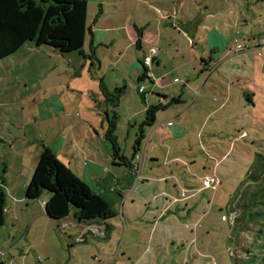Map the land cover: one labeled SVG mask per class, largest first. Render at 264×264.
I'll list each match as a JSON object with an SVG mask.
<instances>
[{
  "label": "rangeland",
  "instance_id": "rangeland-1",
  "mask_svg": "<svg viewBox=\"0 0 264 264\" xmlns=\"http://www.w3.org/2000/svg\"><path fill=\"white\" fill-rule=\"evenodd\" d=\"M146 1L149 0H141ZM153 1L156 9L161 11H167L166 8L175 1L189 6L195 3V0ZM196 1L203 2V12L212 8L213 11L219 10V21L215 17L204 21L202 37L193 41V47L184 37L179 40L181 52L173 49L170 58L165 60L168 67L166 79L178 77L180 80L183 76L194 79L200 75L199 68L205 62L214 64L215 69L209 76L204 66L200 80L192 81L193 95L200 91L204 79L211 77L214 83L210 84L216 94L203 92L202 98L211 95L214 100H219V105L225 101L230 107L212 116H208L205 109L201 114L190 111L181 120L186 132L172 137L166 145L159 141L157 135L161 131L157 130L153 141L148 142L156 126L151 127V133L146 131L138 158L132 160L135 168L139 166L134 173V184L132 182L124 196L114 192L116 205L109 200L116 216L108 222L113 228L106 234L108 238L112 235L113 243L107 250L115 249V252L122 246L123 252L128 249L129 256L132 254L139 259L136 264L263 263L264 248L259 237L264 231L261 206L264 191L258 186H264V0ZM92 2L94 0H87L89 24L99 8ZM123 3L129 6L133 1L123 0ZM214 32L223 34L228 48L224 49L225 44L215 38ZM214 47L218 48L211 61ZM99 53L112 60L110 55H105L104 49L100 48ZM77 54L61 55L48 47L27 43L14 55L0 61V187L7 195L5 223L0 227V264L2 261L3 264H57V261L64 260L66 264H101L98 248L107 242L106 239L87 234L86 239L81 240L87 232L85 225L67 226L62 232L55 222L45 217L43 201L48 198L47 192L36 201L27 202L25 199L27 184L43 150L42 143L51 145L58 127H74L75 138H78L79 128L83 126L82 117H77L76 111L68 112L67 117L56 107L57 95L61 101L67 99L62 102L65 105L71 101L80 102L81 99L88 101L87 91L89 85L94 84L95 76L89 71L90 65L83 67L79 64L81 59ZM216 59L223 64H216ZM129 61L127 58L124 64L128 66ZM182 61L183 64L196 63V68L191 67L186 72ZM175 68L178 70L175 71ZM159 69L163 73L162 66ZM171 71L174 76L170 77L168 72ZM100 76L108 84L113 78H120L108 64L100 70ZM130 77L128 86H120L124 89L120 107L109 105L110 118L116 115V136L121 152L129 158L139 127L134 124H142L145 108L150 105L148 99H152L155 105L160 99L157 89L161 90V86H153L148 80L138 82L136 74L133 79ZM183 82L180 80L176 86L172 84V91L181 94ZM140 87L146 89L145 103L139 94ZM80 108L86 111L83 104ZM159 119L162 121L164 118ZM199 120H203L202 126ZM62 137L68 142L71 137L74 138L72 133H63ZM212 137L214 144H207ZM189 144L195 145L194 148ZM64 157L62 154L63 160L68 163ZM78 167L81 169V164ZM76 171L73 166V172L77 174ZM205 176L217 179L219 184L198 191ZM160 178L163 180L159 181ZM82 181L102 196L104 190L110 191L114 187L110 181L100 184L83 178ZM255 191L258 196L256 201L262 202L261 205L250 211L244 210L242 204ZM185 193L187 196L194 195L185 202L190 209L187 215L183 211L179 213L174 205L168 208L170 199ZM122 198L123 203L125 201L126 222L122 217L123 204L120 208ZM163 208L168 209L160 216ZM231 209H236L241 225H232ZM245 217L251 222L249 230L242 228ZM154 221L159 223L155 228ZM69 222H74L73 212L61 223ZM98 225L99 222L90 224L96 228ZM131 236L138 241L128 246ZM158 238L162 242L159 249L156 247L160 243Z\"/></svg>",
  "mask_w": 264,
  "mask_h": 264
},
{
  "label": "crops",
  "instance_id": "crops-1",
  "mask_svg": "<svg viewBox=\"0 0 264 264\" xmlns=\"http://www.w3.org/2000/svg\"><path fill=\"white\" fill-rule=\"evenodd\" d=\"M132 1L133 4L131 3L129 6L128 4H124L123 0H94V2H92L93 4L98 6L99 7L98 10L101 11L100 17L97 18L96 20L93 17L94 19H92L91 24H89L88 22V14H87V22L88 25L91 26L93 32V45L95 47L96 57L98 61L90 60L88 57H86L88 56V51H89L87 47L89 40H87V43L84 46L83 55L77 54L78 57L81 59V61H78L79 64H81L83 67L90 65L89 71L90 73L93 74V76H95L93 78L94 84L91 83L89 85L90 86L89 90L87 91L88 92L87 99L89 102L88 101L83 102V100L81 99L80 102L71 101L65 105L62 102H66L67 99L65 101L63 100L61 101L58 95L56 96V100H57L56 107L60 108L58 110H60L61 113H64L66 116L68 115V112L71 114L72 111L74 112L76 111L77 113H75V115L77 117H82L81 122L83 123V126L79 128L78 138H75L74 127L72 128L58 127L62 131H59L58 128H55L56 136L53 137L52 140L53 143L51 145L48 143L47 144L42 143V145L49 147L52 151H54L57 158L65 166H67L72 172L74 166L75 170H77L76 172L78 173L77 174L74 172L73 173L76 176L78 175L81 180L83 178L84 180H87V182L91 181L94 184H100L101 182L104 181L105 182L110 181V183L114 187L111 188L110 191L104 190L103 192L104 195L102 196L110 207L112 206V204L113 205L117 204L116 203L117 198L114 192H119L121 196H124L127 192H129L132 182L134 184V173L138 169L137 167L135 168L136 164L133 161L132 163L134 167L132 169L124 168L122 166L113 164L111 157V146L108 140L106 139V131L108 124L107 119L108 117L110 118V111H109L110 103L107 102L105 97H103L104 95L100 88L101 80L107 92H113L115 88H120L122 84L128 86L129 84L128 77L131 76L130 78L133 79L135 74L136 76L140 77L145 71L141 62L144 60L145 57L148 56L149 50L152 47L157 48L158 54L151 66V72H152L151 81L150 80L148 81L153 86L155 85L161 86V90L157 89V91L160 92L162 96L167 97L166 99L161 98L158 102H161L162 104H167L171 97H180L182 104L170 106L166 111L158 113L156 116V127L153 130V132L151 131V127L142 128L144 134L146 133V131H149V133L152 132L150 134L148 142L153 141V138L156 136V130L161 131V133L158 134L157 137L159 141L162 142L163 145L168 144L169 142L168 143L166 142L172 140V137L176 136L177 134H184L186 132V129L181 125V120H183L185 115L188 114L190 111H195V112L198 111L201 114L202 113L201 111L205 109L208 111L209 114L208 116H212L213 114H218L220 110H224L229 106L228 102L225 101H223L222 105H219L218 104L219 100H214L211 95L202 98L203 92L207 94L208 93L216 94L213 91V86L210 84V83H214V80L211 77L205 78L204 82L200 87V91H198V93L195 96L193 95L194 84L192 85V81L200 80V75L204 70V66H205V71H208V76H209L215 69L214 64L211 65L205 62L204 66L199 68L201 72H199L198 75L199 74L200 75L194 79L193 77L189 78L188 76L180 77V80L184 81L181 94L178 91H172L171 88L172 84L174 86L177 85L176 83L180 81L179 78L173 77L172 80H169L166 79L167 75H165V72L168 69V67L165 65V60L170 58L169 56L173 49H175V52L177 53L181 52V43L179 42V40L185 38L188 41V44L191 47H193L194 45L193 41H196V39H198L199 41V39L202 37L203 22L213 20L214 17L216 18L215 19L216 21H219V16H220L219 10L213 11L212 8L210 11L203 12L201 8V4H203V2L198 3L196 0L192 6L187 5L185 2L175 1L171 3L172 4L171 7L166 8L167 11H161L156 9V6L153 5L154 3L153 0H149L146 2H141V0H132ZM223 5L225 6V3H223L222 6ZM122 6H124V8H122ZM224 6H223V10H225ZM188 7H190V9ZM198 7H200L199 8L200 10L197 9ZM138 30H140V32H138ZM214 34L216 35L215 38H218V40L223 45L225 44L224 49L228 48L229 46L228 41L224 38L223 34L221 33L218 34L216 32H214ZM118 35H121L122 38H119ZM123 35L125 36V39ZM100 48L104 49L105 55L106 54L110 55L112 57V60H107L106 57H102L99 53ZM133 48H135V50H133ZM216 48L218 47H214L210 54L209 60L211 61L213 60L212 58L215 56ZM181 57L183 58V56ZM127 58H129L130 60L128 66L124 64ZM105 59L107 61H105ZM107 64L112 66V70L115 71L120 76L119 79L113 78L111 84H108L106 80L105 79L103 80L102 77L100 76V70L105 68ZM181 64H182V68H184L186 72L191 67L193 69L196 68V63L183 64L182 61ZM216 64L220 65L223 63L217 61L216 59ZM161 66L163 73H161V69H159L161 68ZM193 69H191L192 72ZM177 70L178 69L175 68V71ZM153 76H154V80H153ZM168 76L170 77L174 76L172 71L168 72ZM160 83H163L164 85H160ZM221 85H225V84L221 83ZM205 87L207 89H204ZM113 88L114 90H112ZM145 90L146 89L144 88V92ZM101 96L103 97V101L101 99ZM144 97L146 100L147 99L146 93H144ZM148 100H150L149 101L150 105L154 104L152 103L153 102L152 99H148ZM213 103H215V105ZM81 104L86 106V111H81L80 108ZM56 116L59 117L58 115ZM114 117H116L115 114L113 118ZM134 117L135 116H133L132 118ZM161 117L164 118L162 121H160L159 119ZM132 118L130 119L129 122L132 121ZM199 122L200 125L202 126L203 120H199ZM137 125L140 126L139 123L136 122L134 126ZM196 131H198V129H196ZM139 132L140 130L138 127L137 135L139 134ZM63 133H72L74 138L72 139L71 137V139L68 142L64 137H62ZM130 133L131 131L129 130L128 134L130 135ZM213 141L215 140H213L212 137L206 143L214 144ZM141 145L139 148H141ZM190 146L191 148H194L195 145H190ZM133 149H134V145H133ZM139 150L136 153L133 150V153L130 158L127 156L125 157L135 161L138 158ZM62 154L65 156L64 158L67 160L68 163H65V161L62 158ZM79 164H81V169H79L78 167ZM171 174L173 175L174 173L171 172ZM160 180H163V178H160L159 181ZM202 188L203 186L201 188H198L197 190L200 191V189ZM190 190H193V188H191ZM170 197L172 198V195ZM193 197L194 195L187 196L186 193L184 195L181 194L180 197L177 198L174 197L176 199L172 198L167 202L169 204L168 208L171 205L172 206L174 205L177 207V211L179 213L183 211V213H186L187 215L190 209L188 210V207L185 204V202L188 201L189 199H192ZM46 200L43 201V207ZM109 200L112 202V204L110 203ZM26 201L30 202L27 199ZM122 204H123L122 217L124 222H126L125 213L123 210L125 208V201L123 203V198L120 208ZM182 204H184L185 207H181ZM168 208H163L162 211L160 212V216ZM189 213L193 214L192 212ZM45 217L48 218L46 214ZM65 220H62V222H65ZM199 220L196 221V224L199 222ZM158 224L159 223H157V221H154L153 228H155V226ZM108 225L112 227V225H110L109 223ZM78 226L82 227V225H78ZM160 238H158V241H160V243L156 245L157 249L161 248L162 242ZM125 240L126 238L123 239V241ZM105 241L107 242H104L103 244L101 243L102 246L98 248L100 255L99 257L100 259L98 261H100L101 264H136L137 261L139 260L137 257H135L136 258L135 259L134 255L132 254L129 256L127 254L128 249H126V251L123 252L121 249L122 246H120V249L116 250L115 252H114L115 249L107 250L108 247L112 246L113 243L112 235L110 236V238H108V240L106 239ZM136 241L138 240L135 237L131 236L130 240H128L127 242V245L132 246L135 244ZM30 251L27 252L28 254L27 257L24 259V261L27 260ZM94 258L97 257L95 256ZM3 262L4 261H2V264ZM57 264H66V262L65 260L63 262L57 261Z\"/></svg>",
  "mask_w": 264,
  "mask_h": 264
},
{
  "label": "trees",
  "instance_id": "trees-1",
  "mask_svg": "<svg viewBox=\"0 0 264 264\" xmlns=\"http://www.w3.org/2000/svg\"><path fill=\"white\" fill-rule=\"evenodd\" d=\"M87 5V0H0V61L14 55L27 43H33L37 47H48L61 55L75 52L83 55L87 40H89L87 44L89 51L86 57L98 61L93 45V32L87 22ZM100 15L101 11L98 10L95 20ZM141 64L145 71L138 78V82L151 81V78L147 76L149 68L144 66L143 61ZM100 88L107 102L113 108H117L124 89L115 88L113 92H107L102 80ZM144 93L139 94L144 95ZM158 95L160 99L167 98L161 94ZM178 104H182L180 97H171L167 104L157 102L155 105L147 106L145 119L139 126L140 132L135 140L133 149L135 153L140 149L145 137L142 128L155 127L157 114ZM115 119L116 117H108L106 131L113 164L132 169L134 167L132 160L121 152L116 136L117 122ZM258 187L264 191V186L259 185ZM44 192L48 193V198L44 203L45 214L48 219L57 223L59 229L62 220L67 219L71 212H73L74 222L77 225L90 226V224L99 222L107 233L112 229L108 222L116 215L102 195L94 192L57 158L54 151L46 146H43L27 186L25 198L28 201L39 200ZM6 197V192L0 187V227L5 223ZM248 197L242 204L244 210L250 211L256 205H261L262 202L256 201L258 198L256 191ZM261 206L264 211V203ZM236 212V209H231L230 212L233 226L242 224L239 217H236ZM262 221L264 224V219ZM250 223L247 220L242 228L249 230ZM107 238L108 236L105 239ZM259 239L263 242L264 248V231ZM262 255L264 257V253ZM257 264H264V262Z\"/></svg>",
  "mask_w": 264,
  "mask_h": 264
},
{
  "label": "built area",
  "instance_id": "built-area-1",
  "mask_svg": "<svg viewBox=\"0 0 264 264\" xmlns=\"http://www.w3.org/2000/svg\"><path fill=\"white\" fill-rule=\"evenodd\" d=\"M264 43V41H263ZM158 54V50L156 47H152L150 50H149V54L147 57L144 58L143 60V63H144V66L148 67L150 71H148L147 73V76L148 77H152V72H151V66L153 64V61H154V58L157 56ZM144 92V88L143 87H140L139 88V93H143ZM137 169H139V166L137 165L136 166ZM212 184H215V187L216 185L218 184V180L213 178V177H206L204 180H203V189H208L210 186H212ZM70 224H67V223H61L60 225V230L62 232H65L66 231V227L67 226H76L77 224L75 222H69ZM98 228L96 227H92V226H85V230H87V232L84 234V236L82 237L81 240L84 241V239H86V235L87 234H91L93 236H96L98 237L99 239H105L107 234H106V230L103 229V225H98L97 226Z\"/></svg>",
  "mask_w": 264,
  "mask_h": 264
},
{
  "label": "water",
  "instance_id": "water-1",
  "mask_svg": "<svg viewBox=\"0 0 264 264\" xmlns=\"http://www.w3.org/2000/svg\"><path fill=\"white\" fill-rule=\"evenodd\" d=\"M141 98H142V102L145 103V97L143 94L141 95Z\"/></svg>",
  "mask_w": 264,
  "mask_h": 264
}]
</instances>
